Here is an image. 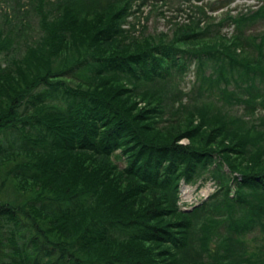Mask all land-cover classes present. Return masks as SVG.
<instances>
[{
  "label": "trees",
  "instance_id": "trees-1",
  "mask_svg": "<svg viewBox=\"0 0 264 264\" xmlns=\"http://www.w3.org/2000/svg\"><path fill=\"white\" fill-rule=\"evenodd\" d=\"M0 2V264H264V0L158 33Z\"/></svg>",
  "mask_w": 264,
  "mask_h": 264
},
{
  "label": "rangeland",
  "instance_id": "rangeland-1",
  "mask_svg": "<svg viewBox=\"0 0 264 264\" xmlns=\"http://www.w3.org/2000/svg\"><path fill=\"white\" fill-rule=\"evenodd\" d=\"M260 4L261 0H148L145 4H141V1L138 0V6L135 8L136 11L134 15L127 19V22L135 25L137 31H140V29H142L141 26H143L148 33H158L161 31L170 32L176 25L189 23L193 14L196 15V18L201 17L199 14L200 11L205 12V14L210 17V19H205L203 17V23H209L213 22V20L217 21L223 17L225 13L234 15L240 11L245 12L246 10H253ZM3 8V4L0 2V11ZM225 31L230 33L227 27L223 29V32ZM192 81V73L186 75L183 83L185 89L191 87ZM196 185L190 186L192 190ZM206 185L202 187L205 189ZM200 190L201 189H199V191ZM198 194L200 193H192L191 199L196 198ZM185 209H189V207ZM256 246L264 249V242L260 243L256 241L255 247Z\"/></svg>",
  "mask_w": 264,
  "mask_h": 264
},
{
  "label": "built area",
  "instance_id": "built-area-1",
  "mask_svg": "<svg viewBox=\"0 0 264 264\" xmlns=\"http://www.w3.org/2000/svg\"><path fill=\"white\" fill-rule=\"evenodd\" d=\"M206 184H205L206 185L205 189L203 188L205 185H200V187H199L198 186L199 184H197L196 187L192 190V188L190 187L192 185H190V184L186 185V184L181 183L180 193H179V201H178L179 206L186 208V207H190L191 205L200 204L202 199L203 200L206 199L212 192H214L216 190V186L214 185L213 181L206 182ZM199 189H201V190L199 191ZM203 189H204V191H203ZM190 192H191V195H190ZM194 192L195 193L197 192L200 194H198V196L196 198L191 199L192 193H194ZM189 196H190V198H189Z\"/></svg>",
  "mask_w": 264,
  "mask_h": 264
},
{
  "label": "water",
  "instance_id": "water-1",
  "mask_svg": "<svg viewBox=\"0 0 264 264\" xmlns=\"http://www.w3.org/2000/svg\"><path fill=\"white\" fill-rule=\"evenodd\" d=\"M192 207H193V206H192ZM192 207H190L189 209H183V210H184V211H190Z\"/></svg>",
  "mask_w": 264,
  "mask_h": 264
}]
</instances>
